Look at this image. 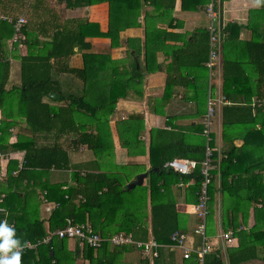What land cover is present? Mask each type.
Returning a JSON list of instances; mask_svg holds the SVG:
<instances>
[{
  "label": "trees",
  "instance_id": "16d2710c",
  "mask_svg": "<svg viewBox=\"0 0 264 264\" xmlns=\"http://www.w3.org/2000/svg\"><path fill=\"white\" fill-rule=\"evenodd\" d=\"M228 1L231 0H182V10L198 12L213 2L222 21L223 5ZM66 2L70 8H84L96 4L95 0ZM108 2L110 26L107 33L100 32L95 24L79 21L74 28L58 30L50 43L41 44L40 41L34 40L35 48L40 50L36 53L32 51L31 44L29 45V53L21 58V86L9 90L6 86L10 79L11 62L5 47L14 36V21L23 12L16 11V18L10 22L8 18L0 20V109H8L12 97L16 94L19 96L15 102L18 115L23 121L22 132L13 148L26 151L20 169L18 162L10 161L6 192L0 189V196L5 194L2 206L7 212L0 213V220L5 219L10 225L14 224L16 235L22 243L38 244L36 248L22 251L21 264H76L77 257H82L87 264H116V260L129 250V246L114 247L104 243L101 248L94 249L77 239L78 246L72 253L68 250L67 238L55 237L50 244L39 243L49 232H56L72 223L91 225L95 233L103 237L124 232L132 233L136 239L143 240L149 237L150 228L159 243L170 244L172 234L184 230L182 223H188L189 219L188 215L178 212L173 188L181 182H195L186 190L185 201L192 205L199 203L198 193L203 180L200 168L191 176L180 177L165 170L164 164L174 158L204 160L207 141L202 135L203 124L196 127L192 125L194 127L187 129L180 127L177 131H151V172L146 192V195L149 192L151 196V217L146 195L140 200L134 195L137 187L129 189L127 186L131 181L128 167H119L112 173H99L103 164L99 163V160L114 158L115 147L110 118L115 113L119 100L126 98L130 91L141 95L147 75L166 70L168 76L165 95L161 101L163 105L171 100L175 87H183L192 93L193 101L198 106L194 117L198 118L199 113L206 114L201 106H206L208 98L209 72L205 64L210 60V31L205 28L195 30L187 42L184 41L185 37H178V34L171 47L165 45L167 36H162V32L157 31L159 36L166 40L163 41L164 47L156 49L152 46V13L148 12L145 19L147 40L143 46L138 40H130L126 58L114 61L110 55L85 53L82 68H68L70 59L76 54V48L79 52L91 48V44L85 42L89 33L92 37L109 38L114 48L119 47L120 33L129 28L130 10L139 11L145 5L152 6L159 17L170 16L173 22L172 14L176 9L177 0ZM139 14L140 12L136 17ZM153 27L155 29V26ZM243 30L252 32L249 40H240ZM31 31L28 20L23 29L26 37L23 43L25 47L31 41ZM222 37L223 94L225 100L231 102V105L223 107L222 129L223 141L229 145V149L219 158V152L214 147V132L211 133L210 145L214 148L216 170L213 172L215 178L209 187L211 200L208 221L213 218L215 212V195L218 190L222 194L227 192V196L222 199V206L225 208L223 223H248L250 207L254 206L255 227L249 232L241 230L236 233L240 237V245L236 249H229L228 255L230 264H242L257 258L264 264V5H261L259 10L250 12L246 25H225ZM161 52L170 60L165 69L157 61L158 53ZM109 63L112 69L107 75L111 77L109 100L106 104H99L94 95L89 97L88 91L104 82L105 70ZM60 65L66 67V72L73 74L75 79L82 83L69 95L62 93L60 84L54 78L58 71L56 66ZM52 93L61 95V99L51 97ZM52 103H60L61 106ZM7 116L9 118L10 115ZM144 120L142 114H134L117 122L121 146L126 148L131 156L146 154L145 143L140 139L142 131L145 130ZM14 124L15 122L3 120L0 125L1 153L8 149L9 132ZM189 130L200 134L192 136ZM67 137H74L76 142L71 139V143L75 145H86L97 160L92 164L94 167L91 165L88 168H75L77 186L64 190L62 184L50 183L49 176L52 170L64 171L71 167L69 151H76L78 147L60 141ZM189 139L195 140L196 143L189 142ZM236 140H243L244 144L237 147L234 144ZM15 169L18 170L17 177L12 175ZM81 173L84 175L81 176ZM43 178H47V181L42 184ZM217 178L221 181L219 188L215 184ZM23 180H28L27 187L40 186L45 203L53 202L55 205L48 219V231L40 218L39 206L34 204L32 207L33 203L30 201L35 195L38 198L37 191L33 188L23 195ZM227 201L230 203L227 204ZM259 205L262 207L258 208ZM27 207L32 208V211L27 212ZM229 227L237 230L239 226L230 224ZM195 260L183 259L185 264H198ZM160 262L157 260L155 264ZM205 264L223 263L221 256L214 253L206 255Z\"/></svg>",
  "mask_w": 264,
  "mask_h": 264
},
{
  "label": "crops",
  "instance_id": "0c3cea01",
  "mask_svg": "<svg viewBox=\"0 0 264 264\" xmlns=\"http://www.w3.org/2000/svg\"><path fill=\"white\" fill-rule=\"evenodd\" d=\"M96 4L89 7H78L70 8L67 6L66 0H0V20L8 18V21L16 18V11H21L23 13L20 16H24L29 20L31 24V41L27 47L25 45L19 48L17 45H14L12 39L7 42L5 47V52L8 54L10 60V79L7 84V89L13 87L21 86V58L29 53V45L31 44L32 51L39 52V48H35L33 41H40L41 44L52 42L55 34L58 33V30L62 28H74L77 26V22L81 21L83 23L95 24L102 33H107L110 26V5L108 0H95ZM208 5H206L207 7ZM206 7L199 10L198 12H187L182 10V0H177L176 9L172 14L173 22L171 21L170 16L161 18L155 12L152 6H144L141 10H130L128 12V29L120 33L119 44L120 46L115 48L112 46V40L109 38L102 37H86L85 42L91 44L89 50H84L79 52L78 48L75 49L76 54L70 59L69 67L70 69H77L83 67V54H105L110 55L114 61L122 60L127 56V50L129 47V41L132 39L138 40L141 42V45H144V42L147 40L146 37V22H144V13L145 9H151L149 13H152L150 25L152 32V46L156 49L164 47L163 41L166 39L159 36V32H162V36H167L166 46L171 47L174 45V41L178 37H185L184 41L187 42L189 37L195 30L206 29L208 31L211 20L207 14ZM260 7H256L254 0H231L225 2L223 5V13L221 16L222 22L224 25L229 23H238L246 25L249 20V14L251 11L259 10ZM140 12L139 16L136 17V14ZM147 12V13H148ZM146 13V12H145ZM146 16V15H145ZM178 23L180 26H178ZM155 26V29L154 27ZM96 29V30H97ZM159 31V32H157ZM252 36V32L249 30H243L240 34V40H249ZM37 37V38H36ZM33 38V39H32ZM183 41V42H184ZM211 48V47H210ZM210 58V57H209ZM158 63L162 65L163 69L167 67L170 60L165 56V54L158 53ZM210 61V60H209ZM209 61L205 64V67L209 72V83H208V98L206 106H201L206 113L208 110V99L210 95H213L218 101L217 110L218 118L215 121L213 127L214 140L216 145L214 146L219 152V158L224 155L228 149L229 145L223 141V129H222V110L223 107L231 105V102L225 104V96L223 94V61L218 68L212 71L208 67ZM58 65V64H57ZM57 72L54 74L55 80L60 84L62 93L69 95L73 92V89L79 87L82 83L80 80L75 79L76 77L73 74L66 72V67L63 65L56 66ZM111 63L107 65L105 70V80L100 83L99 86L91 88L89 92V97L97 99L99 104H106L109 100L110 92V83L111 77L107 76L111 73ZM167 72L166 70L162 72H157L155 74H150L145 77L144 85L142 89V94L138 95L134 91H130L126 98L120 99L115 113L111 116L110 127L112 131V138L115 147L114 158L108 157L104 158L102 161L99 160V163L102 162L101 171L103 172H116L119 167H128L130 182L127 183V186L134 182L138 175L143 173L151 172L150 156H149V147L151 143V131L155 129H163L168 131H177V128L183 127V129L196 127V125L201 126L206 114L201 115L195 118L198 112V106L193 101L192 93L188 92L183 87H175L171 93V100L167 104H162V98L165 95L166 83H167ZM59 95V94H56ZM51 96V95H50ZM19 96L16 94L12 97L11 106L6 109H0V125L3 120L9 122H15V124L10 128V136L8 149L5 152H0V169L6 175L2 181H0V189L6 192L7 180H8V171L10 161L18 162V168L20 169L24 163V158L26 151L24 149L17 150L13 148L18 142V136L22 132L21 124L23 123L22 118L18 115V109L16 107L15 100H18ZM61 99V95H60ZM57 99V100H60ZM48 101V100H46ZM256 101V98H254ZM10 102V101H9ZM55 106H61L60 103H52ZM7 110V111H6ZM201 110V109H200ZM142 114L145 118V130L142 131L140 139L145 143L146 154L145 155H133L129 154V151L126 148L121 146L120 136L117 130V122L127 119L130 115ZM10 115L9 118H7ZM14 116V117H13ZM17 122V123H16ZM194 125V126H192ZM187 132V131H186ZM186 132H183L186 134ZM195 132V131H194ZM192 136L198 135L199 132H190ZM74 136V135H73ZM73 139L74 143L76 142L74 137L62 138L60 141L68 145L77 146L78 150L73 151L70 149V159L71 167L68 170H52L50 171L49 181L52 184H62L64 190H68L70 187H76V173L75 168L78 169L90 167L94 161L97 160L96 156L88 150L86 145H75L71 143ZM59 141V142H60ZM189 142H195L193 139H189ZM196 143V142H195ZM237 147H241L244 144L243 140H236L234 143ZM175 159V158H174ZM94 167V165H92ZM13 177L18 176V170L12 172ZM97 173V172H96ZM81 176L84 173L80 174ZM264 178V171L262 172ZM149 176L145 179L144 185L149 187L148 184ZM47 178H43L41 183H46ZM40 183V180H38ZM28 180H23L25 190L22 191L25 195L26 191H31L36 189L38 198L33 196L30 199L32 207L34 204L39 206V215L41 220L45 223V228L49 230L48 219L51 214L46 209L50 206H55L53 202L45 203L43 200V189L40 186H31L27 187ZM216 186L219 188L221 181L219 178L216 180ZM191 186V185H189ZM188 187H179L178 185L173 188V193L177 200V210L181 214L189 216L188 223H182L183 229L181 232L187 234L190 238V242L194 245L195 249H200L203 241L202 237L194 233L195 229L200 225V220L195 214L196 205L187 204L186 199V190ZM237 194V193H235ZM227 196V192L222 194L218 190L215 195V212L213 218L206 223V235L207 242L212 244L214 251L209 254L218 253V256L222 258L223 264H230V259L228 255L229 249H236L240 245V237L235 234L237 241L234 245L226 246L224 242L220 239V235L223 231L233 230L235 233L241 231H250L256 225L255 216H254V206L250 207V217L248 223H223L224 218V206H222L223 197ZM81 197V196H80ZM148 200V211L149 216L151 217V202H150V193L147 195ZM42 199V201L40 200ZM230 201H227L229 204ZM224 208V209H223ZM259 208V207H258ZM32 208L27 207V212H31ZM241 220V217H240ZM150 219L148 226H150ZM239 226L234 230L233 227L228 225ZM149 237H154L152 235L151 229L149 228ZM50 233V232H49ZM48 233V234H49ZM240 233V232H239ZM155 238V237H154ZM143 240V239H139ZM78 246L77 239H70L68 241V250L72 253L75 252ZM129 247L127 252H124L117 260L116 264H142V262H149V264H155V261L160 260V264H185L182 257V252L179 249L175 248H162L160 250V257L153 262L144 260L140 253L135 249ZM208 254V255H209ZM260 256V255H259ZM193 258L197 260V258ZM195 260V261H196ZM198 262V261H197ZM55 263V262H53ZM76 264H87L84 262L82 257H77ZM199 264V263H198ZM205 264V259H204ZM242 264H263L260 262V258L244 262Z\"/></svg>",
  "mask_w": 264,
  "mask_h": 264
},
{
  "label": "built area",
  "instance_id": "2783aa9c",
  "mask_svg": "<svg viewBox=\"0 0 264 264\" xmlns=\"http://www.w3.org/2000/svg\"><path fill=\"white\" fill-rule=\"evenodd\" d=\"M207 14L211 20V25L209 27L210 31V61L208 63V67L214 71L219 67L221 63V51H222V43L223 37L222 33L225 28L223 22L219 19L218 13L215 10L214 3L212 2L206 7ZM28 24L27 18L24 16H20L13 23L14 28V36L12 42L14 45L18 47L24 46V41L26 37L23 34V29ZM225 100V98H224ZM218 100L213 97V95L209 96L208 99V110L203 120L204 130L202 132L203 137L206 139V150H205V158L203 161H197L195 159H187V158H175L164 164V169L167 171H171L175 174H178L180 177L191 176L195 171L200 168V174L203 178L201 189L198 193L199 203L195 207V214L200 220V225L195 229L194 233L198 236L202 237L203 244L200 249H195L194 245L190 242V238L187 234L177 231L172 234L170 244H161L154 237H151L147 240H139L134 237L132 233H124L120 232L117 234L109 235L108 237H103L101 234L95 233L94 229L91 225L85 224H72L68 223V225L59 229L56 232L49 233L44 240H42L39 244H50L52 239L58 237L59 239H78L83 244L88 246L89 248L99 249L102 247L104 243L111 244L114 247H124L129 246L136 251H138L141 257L144 260H148L150 262L155 261L160 257V250L162 248H175L179 249L182 252V257L184 260H189L196 256L199 264H204V259L206 255L212 253L214 251V247L212 244L207 242L206 235V223L208 220V216L210 213L209 203L211 200L209 194V187L212 184L215 176L213 172L216 170V165L213 159L214 148L210 145L212 141L211 133L213 132V127L215 125V119L218 114L217 105ZM225 104L228 102L225 100ZM225 157V156H224ZM6 175L0 169V181L4 179ZM195 182L189 183H180V187H188L189 185H193ZM5 198V194L0 196V213H6V209L2 206ZM81 198V197H80ZM262 205H259L261 208ZM55 209V206L47 207V211L52 213ZM5 220V219H3ZM7 221V220H6ZM13 227L14 224H11ZM243 230V229H240ZM235 232L233 230L223 231L220 235V239L225 243L226 246H232L237 241ZM38 244H27L23 249H33L36 248Z\"/></svg>",
  "mask_w": 264,
  "mask_h": 264
},
{
  "label": "clouds",
  "instance_id": "9594fccd",
  "mask_svg": "<svg viewBox=\"0 0 264 264\" xmlns=\"http://www.w3.org/2000/svg\"><path fill=\"white\" fill-rule=\"evenodd\" d=\"M256 7L264 5V0H254ZM22 243L15 228L6 220H0V264H21Z\"/></svg>",
  "mask_w": 264,
  "mask_h": 264
},
{
  "label": "water",
  "instance_id": "95a60500",
  "mask_svg": "<svg viewBox=\"0 0 264 264\" xmlns=\"http://www.w3.org/2000/svg\"><path fill=\"white\" fill-rule=\"evenodd\" d=\"M51 97H53L55 99H60V95H56L54 93L51 94ZM149 173H143V174L138 175L137 179L128 185V188L134 189L137 186H143L145 179L149 176Z\"/></svg>",
  "mask_w": 264,
  "mask_h": 264
},
{
  "label": "rangeland",
  "instance_id": "374dc122",
  "mask_svg": "<svg viewBox=\"0 0 264 264\" xmlns=\"http://www.w3.org/2000/svg\"><path fill=\"white\" fill-rule=\"evenodd\" d=\"M151 10V9H145V11H143L144 13V22H145V19H146V13ZM146 12V13H145ZM151 12V11H149ZM13 39V38H12ZM20 48V47H19ZM148 184H149V179H148ZM148 191V188L145 186H137V188L135 189L134 191V195L135 197L139 198L140 200H143L145 195H146V192ZM141 203V202H140Z\"/></svg>",
  "mask_w": 264,
  "mask_h": 264
}]
</instances>
